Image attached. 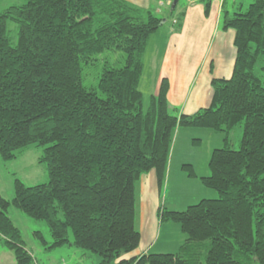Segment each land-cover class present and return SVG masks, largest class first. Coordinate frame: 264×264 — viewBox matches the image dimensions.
Returning a JSON list of instances; mask_svg holds the SVG:
<instances>
[{"label":"trees","instance_id":"16d2710c","mask_svg":"<svg viewBox=\"0 0 264 264\" xmlns=\"http://www.w3.org/2000/svg\"><path fill=\"white\" fill-rule=\"evenodd\" d=\"M174 1V0H173ZM180 30L184 14L175 15ZM205 15L211 0H203ZM19 27L12 46L8 23ZM163 19L124 0H24L0 14V158L12 161L32 145L46 146L49 182L15 180L14 198L0 194V246L16 264H36L11 207L50 229L53 243L93 253L96 264H264V0L244 12L224 11L223 29L235 31L233 75L212 81L209 107L172 114L169 81L149 104L140 90L145 55ZM105 51L125 54L123 67L106 66L98 90L83 84V65ZM242 126L239 150L234 130ZM179 128L224 135L212 152L210 174L188 178L218 193L182 211L160 208V222L179 225L187 238L176 253L129 259L136 228V185L155 171L163 190ZM194 142H197V140ZM70 235L73 240H70Z\"/></svg>","mask_w":264,"mask_h":264},{"label":"crops","instance_id":"0c3cea01","mask_svg":"<svg viewBox=\"0 0 264 264\" xmlns=\"http://www.w3.org/2000/svg\"><path fill=\"white\" fill-rule=\"evenodd\" d=\"M124 1L141 9L152 11L163 19L162 27L155 34L156 37L161 31L160 35L162 37L164 34V37L161 42L157 43L161 49L159 50L160 62L154 95L158 94L162 80L167 79L170 84L167 98L173 115L177 117L194 115L198 110L209 107L212 101V81L231 78L235 64V31L223 29L224 11L228 10L229 15L239 11L244 12L248 9L249 4L235 0L230 10L227 8V0H211V11L206 16L203 0H184L183 3L180 2L178 11L175 13L178 16L184 14L182 26L180 30H177L176 16L172 15V4L168 0ZM211 132L213 131L195 128H179L177 130L164 186L171 181V168L169 167L171 160L178 159L180 164L185 158L192 161L200 160L197 153L201 151L203 143H206V138L211 140V150L209 154L203 152L202 157L205 159H201L200 163L192 161L184 163L192 165L194 169L203 161L207 162L209 166L212 152L217 149L218 143L223 146L224 141L223 134ZM195 171L197 172L196 169ZM181 172H183L182 168ZM206 172V175H200L198 172L197 174L199 177L207 176L210 170L208 172L206 168ZM185 174L183 172V175ZM145 175L147 181L142 184L141 188L143 229V233L140 232L141 243L136 251L124 256L126 259L148 253H176L186 240L182 243L178 242L179 246L175 250H171L169 247L155 250L159 243V237L170 236L169 234L174 231L171 226L167 228L169 225H165L163 229L164 225L161 224L158 217L160 208H167V200L162 199V189L160 190L158 185L156 172L151 171ZM190 180L199 181V178ZM162 230H165L163 234H161ZM11 254L0 246V258L4 257V264H7L6 259L11 260Z\"/></svg>","mask_w":264,"mask_h":264},{"label":"rangeland","instance_id":"374dc122","mask_svg":"<svg viewBox=\"0 0 264 264\" xmlns=\"http://www.w3.org/2000/svg\"><path fill=\"white\" fill-rule=\"evenodd\" d=\"M183 1L184 0H181V3H183ZM234 1L235 0H227L228 9L232 8ZM240 1H243L244 3L247 2L249 5L254 2V0ZM22 4H24V0H0V14L10 7L21 6ZM160 32L156 37L154 35L151 38L145 55V71L141 80L140 90L144 95L146 106L149 104L150 97L155 94L156 81L158 77V64L160 62L159 50L161 49L157 43L161 42L164 37V34L161 37ZM8 36L12 46H15L19 37V27L17 23H8ZM125 63L126 56L124 53L119 51H105L94 56L90 63L83 65L82 77L84 86L90 90L97 91L99 95L102 96L98 87L104 68L106 66L123 67ZM260 65L257 66V73L259 71L258 74L264 78V71L260 69ZM242 134V126L234 130L231 137L232 148L234 150H239ZM205 140L206 143H203L200 148L201 151L197 153L202 160L205 159L202 157L203 152L209 154L211 150V140L207 138ZM218 144L219 145H217L216 148H220L222 146L221 143ZM45 148L46 146L32 145L28 148V150L18 152L17 158L12 161H4L0 158V194L5 199L12 200L14 198V185L15 180L17 179L21 180L26 186H36L49 182L47 166L45 163L39 162V159L44 154ZM200 160L192 161L189 158H185L181 164L178 159L175 161L171 160L169 166L171 168V181L169 184L167 182L162 190V199L167 200V209L185 210L189 206L195 205L203 199L218 198V193L216 191L205 188L198 180L188 179L187 175L185 173V175H183V172H181L182 164L190 163L191 161L200 163ZM206 168L209 172L208 163L204 161L201 165L195 167L200 175L207 174V172L205 173ZM209 174L210 172L208 175ZM146 181L147 176L143 175L136 185V228L141 233H143L141 216V188L142 184L146 183ZM8 215L14 224L20 229L27 249L35 258L36 264H96L98 262V258L93 253L77 249L71 245L46 250L45 246H43L41 241L35 236L36 232H40L48 243L47 246L53 243L50 229L45 222L32 220L13 207L10 208ZM162 225H164L163 229L165 228V225H169L167 228L170 226L173 227L172 229L174 232H171L169 234L170 236H160L159 243L155 250H161L167 247L171 250H175L179 246L178 242L182 243L187 236L181 232L180 227L177 224L163 223ZM164 232L165 230H162L161 234ZM70 240H73L72 235H70ZM6 260L7 261L5 262H7V264H15L13 254H11V260ZM0 264H4V257L0 258Z\"/></svg>","mask_w":264,"mask_h":264},{"label":"water","instance_id":"95a60500","mask_svg":"<svg viewBox=\"0 0 264 264\" xmlns=\"http://www.w3.org/2000/svg\"><path fill=\"white\" fill-rule=\"evenodd\" d=\"M180 2V0H174L173 1V6H174V8H175V6H177V4Z\"/></svg>","mask_w":264,"mask_h":264},{"label":"built area","instance_id":"2783aa9c","mask_svg":"<svg viewBox=\"0 0 264 264\" xmlns=\"http://www.w3.org/2000/svg\"><path fill=\"white\" fill-rule=\"evenodd\" d=\"M168 2H169V0H168Z\"/></svg>","mask_w":264,"mask_h":264}]
</instances>
